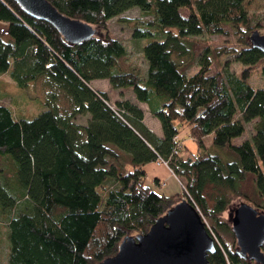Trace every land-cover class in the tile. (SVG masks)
Returning <instances> with one entry per match:
<instances>
[{
    "label": "trees",
    "instance_id": "1",
    "mask_svg": "<svg viewBox=\"0 0 264 264\" xmlns=\"http://www.w3.org/2000/svg\"><path fill=\"white\" fill-rule=\"evenodd\" d=\"M48 1L82 22L78 40L29 15L16 0H0V74L8 72L21 87L41 79L51 88L45 108L29 118H16L0 102L6 264H96L184 196L214 238L210 263L260 264L242 256L231 222L222 216L235 196L246 195L248 178L264 196V87L249 81L255 70L264 76V51L251 37L264 32L244 0ZM134 6L152 16L138 19L132 31L133 37L150 36L141 49L144 75L129 64L120 39L94 27L105 28L108 19ZM203 33L235 37L217 53L241 62L238 74L225 68L227 59L212 70L208 43L195 44ZM94 78L130 87L159 120L162 136L143 122L134 101L109 104L104 90L90 86ZM58 93L67 105L58 103ZM84 114L86 121H77ZM253 120L250 138L233 142ZM177 124L187 127L196 145L184 158L175 150ZM159 158L186 179L181 192L165 194L147 183L145 164Z\"/></svg>",
    "mask_w": 264,
    "mask_h": 264
},
{
    "label": "rangeland",
    "instance_id": "2",
    "mask_svg": "<svg viewBox=\"0 0 264 264\" xmlns=\"http://www.w3.org/2000/svg\"><path fill=\"white\" fill-rule=\"evenodd\" d=\"M245 9L253 15L255 22H260L258 29L261 32H264V0H244ZM152 16L144 15L141 13L139 7L134 6L123 11L120 15L108 19L105 28L100 26H95L97 32L108 33L111 36H114L120 39L126 46L128 50V61L132 67L139 70L141 74H145L146 63L144 57L141 54L142 46L150 39V36L146 37H133L132 31L134 25L138 22V19H147ZM4 26L0 22V28ZM229 40H224L225 36L219 34H208L203 33L195 37L197 46L201 44L208 43V55L211 60L212 70L222 68L225 60H228V63L225 65V68L229 71L238 74L242 67V63L239 61H234L232 55L229 53L218 54V48L223 42L226 44H232L235 40V37L230 35ZM200 44V45H199ZM196 47V46H195ZM197 60V59H196ZM197 68V63L193 64L188 72L194 71ZM101 82H89L90 86L98 85L97 90H104L109 97L108 103L112 106H115L117 100L130 99L137 104H140L144 107L143 121L145 124L154 131L156 125L154 122L155 117L147 109L145 103L138 101L132 89L130 87H119L113 88L107 78H103ZM250 84L254 88L264 87V76L258 71L255 70L249 76ZM51 88L41 79L31 80L27 85L21 87L16 84L13 78L8 72L0 74V102L7 105L11 110L13 115L16 118L32 117L39 113L42 109L45 108V98L48 91ZM59 94V95H58ZM57 101L63 106L68 104V99L63 93H58ZM86 115H78L77 121L85 122ZM157 122L158 119H156ZM253 121L247 122L244 133L236 137L233 142H239L246 138H250L251 133L253 132ZM160 124V123H159ZM179 128L178 140L179 144L176 146L175 150L180 158L187 156L191 150H195L196 145L191 137L188 135L187 127L181 124H177ZM205 142L208 145L211 142L210 137L205 138ZM170 163L166 162H155L150 161L145 164L146 169V180L147 183L151 185L154 189L164 192L165 194H174L175 192H181L183 190V184L186 182V179L174 173L171 168ZM154 177L159 178L160 184L154 182ZM242 188L246 195L235 196L229 207L223 212V217L230 224V218L228 213L233 210L240 202L245 201L254 205L260 211H264V196L259 195L251 179H247L243 182ZM185 197V196H184ZM259 204V206L257 205ZM7 215L0 212V264H6V252L8 248L7 233L8 227L6 226ZM205 221V220H204ZM206 223V221H205ZM133 234V233H132ZM131 234V235H132ZM215 238L219 245L220 241L215 235ZM262 250L264 251V245Z\"/></svg>",
    "mask_w": 264,
    "mask_h": 264
},
{
    "label": "water",
    "instance_id": "3",
    "mask_svg": "<svg viewBox=\"0 0 264 264\" xmlns=\"http://www.w3.org/2000/svg\"><path fill=\"white\" fill-rule=\"evenodd\" d=\"M16 1L29 15L53 23L66 38L78 40L83 35L82 22L64 15L48 0ZM251 37L264 51V33L254 31ZM228 217L242 256L264 264V212L242 201ZM215 249L200 212L183 197L145 231L124 236L116 251L96 264H213L207 255Z\"/></svg>",
    "mask_w": 264,
    "mask_h": 264
},
{
    "label": "crops",
    "instance_id": "4",
    "mask_svg": "<svg viewBox=\"0 0 264 264\" xmlns=\"http://www.w3.org/2000/svg\"><path fill=\"white\" fill-rule=\"evenodd\" d=\"M101 79H103V78H94V79H92V80H90V82H101V81H105V80H101ZM92 87V86H91ZM92 88H94V89H98V85H94V87H92ZM100 90V89H99ZM102 90V89H101ZM143 103H145V102H143ZM146 104V103H145ZM142 109H143V113L145 112V110H144V107L143 106H141L140 104H138ZM146 106H147V104H146ZM147 109H148V106H147ZM149 110V109H148ZM151 113V112H150ZM145 116V114L143 115V117ZM86 117H88V115H86ZM155 117V116H154ZM157 118L155 117V121L156 122H154L155 123V125H156V129H154V131H155V133L158 135V136H162V129H161V126H160V122H157V120H156ZM159 121V120H158ZM144 122V121H143ZM145 123V122H144ZM148 125V124H147ZM150 129V128H149ZM151 130V129H150ZM153 131V130H152ZM206 137H210L211 138V136L210 135H207V136H205V137H203V141H204V144L206 145V146H208L207 144H206V142H205V138Z\"/></svg>",
    "mask_w": 264,
    "mask_h": 264
},
{
    "label": "built area",
    "instance_id": "5",
    "mask_svg": "<svg viewBox=\"0 0 264 264\" xmlns=\"http://www.w3.org/2000/svg\"><path fill=\"white\" fill-rule=\"evenodd\" d=\"M160 161H162V162H166V163H167V160H164L163 158H159V159L157 160V162H160Z\"/></svg>",
    "mask_w": 264,
    "mask_h": 264
}]
</instances>
